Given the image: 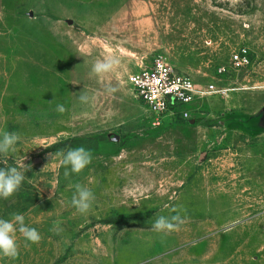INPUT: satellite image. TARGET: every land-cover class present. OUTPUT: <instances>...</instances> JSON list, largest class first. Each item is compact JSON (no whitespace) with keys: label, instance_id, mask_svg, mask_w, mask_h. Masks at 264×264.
Segmentation results:
<instances>
[{"label":"rangeland","instance_id":"obj_1","mask_svg":"<svg viewBox=\"0 0 264 264\" xmlns=\"http://www.w3.org/2000/svg\"><path fill=\"white\" fill-rule=\"evenodd\" d=\"M157 56L218 93L151 126L127 76ZM0 129L21 135L0 166H30L0 217L41 234L0 264H264V0H0ZM78 146L91 163L65 177L56 153Z\"/></svg>","mask_w":264,"mask_h":264},{"label":"clouds","instance_id":"obj_2","mask_svg":"<svg viewBox=\"0 0 264 264\" xmlns=\"http://www.w3.org/2000/svg\"><path fill=\"white\" fill-rule=\"evenodd\" d=\"M119 59L114 55H108L102 60H97L91 68L95 75H102L112 72L118 65ZM111 90V89H110ZM81 102H87L88 97L81 95ZM57 110L64 111L61 105H57ZM21 140V135L15 131H6L0 129V157L8 158L17 155V145ZM52 156V154H50ZM59 157V166L64 168V176L70 174H79L92 160L88 150L83 147L70 148L66 152L56 153ZM23 159L17 165L16 163L5 162L0 166V200H7L20 188L26 180L25 171L30 166L23 163ZM74 194L69 201L70 206L75 208L76 212L86 215L94 202V193L91 188L82 185H73ZM183 223L182 217L177 213L171 217L160 215L152 224V228L157 233H167L179 228ZM22 239L26 245L36 244L41 240L39 231L25 223V216L21 213H14L10 218L0 217V258L15 259L19 254V239Z\"/></svg>","mask_w":264,"mask_h":264},{"label":"built area","instance_id":"obj_3","mask_svg":"<svg viewBox=\"0 0 264 264\" xmlns=\"http://www.w3.org/2000/svg\"><path fill=\"white\" fill-rule=\"evenodd\" d=\"M232 63L239 69L248 64V59L242 52L233 56ZM127 84L143 105L153 127L168 115L188 118V107L218 93L214 85L197 83L189 75L177 72L160 56L130 72Z\"/></svg>","mask_w":264,"mask_h":264}]
</instances>
